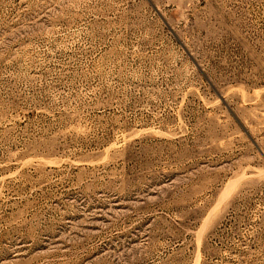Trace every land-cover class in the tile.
Segmentation results:
<instances>
[{
	"label": "rangeland",
	"instance_id": "1",
	"mask_svg": "<svg viewBox=\"0 0 264 264\" xmlns=\"http://www.w3.org/2000/svg\"><path fill=\"white\" fill-rule=\"evenodd\" d=\"M0 264H264V0H0Z\"/></svg>",
	"mask_w": 264,
	"mask_h": 264
}]
</instances>
